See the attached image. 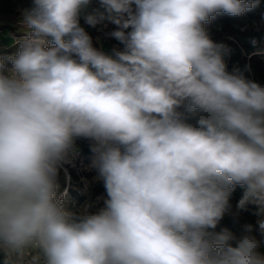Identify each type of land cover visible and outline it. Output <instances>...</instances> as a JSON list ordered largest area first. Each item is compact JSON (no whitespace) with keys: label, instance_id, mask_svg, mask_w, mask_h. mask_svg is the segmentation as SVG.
<instances>
[{"label":"clouds","instance_id":"1","mask_svg":"<svg viewBox=\"0 0 264 264\" xmlns=\"http://www.w3.org/2000/svg\"><path fill=\"white\" fill-rule=\"evenodd\" d=\"M91 3L31 0L18 51L0 58L3 264H264L253 225L215 231L240 185L264 238V86L228 72L204 28L258 0ZM82 16L118 26L123 50L94 48ZM78 139L106 189L96 211L57 194Z\"/></svg>","mask_w":264,"mask_h":264},{"label":"rangeland","instance_id":"2","mask_svg":"<svg viewBox=\"0 0 264 264\" xmlns=\"http://www.w3.org/2000/svg\"><path fill=\"white\" fill-rule=\"evenodd\" d=\"M31 5V0H0V14L10 19L13 34L18 36V39L24 37L22 32H15L21 28V19L23 10ZM98 0H92L88 11L98 7ZM80 26L85 29L87 34L92 39V45L99 51L113 55L115 50H123V47L118 43H111V32L116 30V25L108 20H105L95 27L85 23L83 16L80 19ZM204 28L209 35V38L216 43H223L227 39L225 33L216 25L207 22ZM7 57L6 54L0 58ZM225 65L227 62L223 59ZM9 62L5 59V65ZM186 107L180 108L183 111ZM93 153L90 149V142L86 139H78L75 142L74 150L70 152L68 162L64 163L59 170L57 176L58 195H64V206L66 210L79 212L81 209L88 207L89 211H96L103 207V199L106 197V189L102 178L99 177L98 171L91 168Z\"/></svg>","mask_w":264,"mask_h":264},{"label":"trees","instance_id":"3","mask_svg":"<svg viewBox=\"0 0 264 264\" xmlns=\"http://www.w3.org/2000/svg\"><path fill=\"white\" fill-rule=\"evenodd\" d=\"M208 22L218 26L227 36L224 44L227 45L229 51L223 55V59L227 62L226 70L230 73L238 72L246 80L264 86V55L254 54L258 50H264V0H258L255 8L238 17L219 13L210 18ZM253 40L256 41L255 46L252 43ZM110 42L124 47L114 37H111ZM184 107L186 108L183 111L180 109L179 111L184 114L187 122L194 123V113L188 110L187 105ZM243 191L240 185L234 188L229 197L231 208L225 213L215 231L226 232L238 237L243 234L244 226L251 224L254 227L253 235L258 240L264 239L258 232L256 222L259 217L255 215V206L248 204L244 208L237 207ZM73 213L78 212L74 210ZM260 251L264 253V244L261 245Z\"/></svg>","mask_w":264,"mask_h":264},{"label":"crops","instance_id":"4","mask_svg":"<svg viewBox=\"0 0 264 264\" xmlns=\"http://www.w3.org/2000/svg\"><path fill=\"white\" fill-rule=\"evenodd\" d=\"M13 23L10 19L0 14V53L1 55L6 54L14 55L18 51V44L14 43V40H18V36L12 32ZM15 32H22L21 35H26V32L22 30V27L16 29ZM2 58H5L2 57ZM7 67V66H6Z\"/></svg>","mask_w":264,"mask_h":264},{"label":"water","instance_id":"5","mask_svg":"<svg viewBox=\"0 0 264 264\" xmlns=\"http://www.w3.org/2000/svg\"><path fill=\"white\" fill-rule=\"evenodd\" d=\"M0 264H3V253H0Z\"/></svg>","mask_w":264,"mask_h":264},{"label":"built area","instance_id":"6","mask_svg":"<svg viewBox=\"0 0 264 264\" xmlns=\"http://www.w3.org/2000/svg\"><path fill=\"white\" fill-rule=\"evenodd\" d=\"M10 67H11V64L9 63L8 66H7V68H10Z\"/></svg>","mask_w":264,"mask_h":264}]
</instances>
